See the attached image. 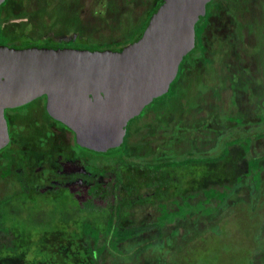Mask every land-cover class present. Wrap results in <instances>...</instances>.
I'll list each match as a JSON object with an SVG mask.
<instances>
[{"label":"rangeland","instance_id":"rangeland-1","mask_svg":"<svg viewBox=\"0 0 264 264\" xmlns=\"http://www.w3.org/2000/svg\"><path fill=\"white\" fill-rule=\"evenodd\" d=\"M158 1L110 0L108 7L106 0H6L0 44L89 49L121 47L128 39L129 45ZM215 7L197 28L200 40L182 62L181 78L129 125L122 159L145 164L189 154L210 157L237 139L235 145L224 160L209 164L158 171L121 167L120 229L157 223L165 212H177L178 218L121 244V253L106 250L96 264H264V0H217ZM25 109L17 111L24 117L21 125L35 122L42 111L37 102ZM55 131L59 138L45 135L50 142L37 143L31 154L19 148V157L0 155V264H94L92 252L98 256L84 232L87 226L101 233L108 227L116 180L110 172L122 160L120 153L88 154L92 169L107 173L93 176L100 187L92 197L81 188L77 201L68 194L42 198L24 191L25 183L22 190L15 173L2 176L9 159L30 165L36 180L55 175L52 159L41 153L74 154L72 135ZM37 156L45 164L34 170ZM253 163L258 173L243 179L218 213L189 216L210 189L237 188Z\"/></svg>","mask_w":264,"mask_h":264},{"label":"water","instance_id":"water-1","mask_svg":"<svg viewBox=\"0 0 264 264\" xmlns=\"http://www.w3.org/2000/svg\"><path fill=\"white\" fill-rule=\"evenodd\" d=\"M212 1L163 0L142 36L121 51L0 44V151L11 139L6 110L44 96L49 116L73 131L79 146L121 150L128 124L169 92Z\"/></svg>","mask_w":264,"mask_h":264},{"label":"flooded vegetation","instance_id":"flooded-vegetation-1","mask_svg":"<svg viewBox=\"0 0 264 264\" xmlns=\"http://www.w3.org/2000/svg\"><path fill=\"white\" fill-rule=\"evenodd\" d=\"M209 17H210L209 11L207 10V14L205 18L203 19L204 21L198 24V26L196 27L197 40L198 39L200 40L198 36L197 28H199L200 26H203L206 20L209 19ZM61 48H71V47L69 46L59 47V49ZM72 48L82 49L79 47H72ZM188 57L184 59L185 63ZM192 64H194V58H193ZM182 65L180 67H182ZM179 77L181 78L180 73H178V78ZM178 78L175 81H178ZM167 95L168 93L164 96V98H161V99H165ZM34 102H37L38 104H40V108H42L41 109L42 111H40V113L41 115H43L44 120H42L40 118L41 115H39L36 117L37 120L35 122L33 118L29 125H21V122L24 120V117H22L17 111L27 110L25 108L31 106ZM155 102L157 103L158 100L154 101L153 103ZM46 104H47V97L44 96V97L38 98L37 100L33 101L30 105L26 106L25 108L23 107L20 109L6 110V118L9 124V133H10L11 139H10L9 144L5 148V151H6L5 154H7V157L10 156L11 158L19 157L20 155L16 152L19 148L23 152H28L29 149L37 145V143L43 146L44 144L47 145V143L50 141L44 138L45 135H47L48 137H52L55 140L56 138H59L61 136V134L57 133V131L55 130L68 131L69 134L72 135L74 154L68 157L65 154L62 155L58 152H52L50 150L48 151L42 150L44 153H41V155L43 157L51 158L52 159L51 162L53 163L54 167H56L55 175L51 177H47L44 175L42 178L43 180L34 179L35 175L32 173L33 169L31 168L30 165L23 163V161L13 163V161L9 159L8 164L6 165V168H7L6 171L9 173L6 176H9L11 172L15 173L17 181L18 183H20L19 185H20V188H22V190L24 188L23 183H25L24 186L26 187L24 191H28V193L30 192L37 193L42 198L44 197L45 198L47 197L55 198V197L60 196L59 194L63 196L65 194H68L71 197H74L75 200L77 201L78 200L77 197L81 196V191H82L81 188H84L86 194L88 193L92 197L93 195L92 189L94 187L93 172H92L93 166L90 160L91 157L88 154H94V152L79 146L76 141L75 133L71 131L68 127H66L64 124L54 120L51 116H49V114L46 111V108H47ZM9 112H11L12 114ZM129 125L130 123L128 124L127 132H129ZM27 126L29 128H27ZM47 126H50V129ZM60 133H63V132H60ZM66 145H68V141ZM31 153H32V150H30L25 155H28ZM43 157L37 156L36 159H33L34 160L33 163L35 165L34 170H38L42 164L43 165L45 164L43 160H40ZM9 163L11 164L9 165ZM30 183H32V187ZM86 203H87V200L84 203L85 207H89L88 203L87 204Z\"/></svg>","mask_w":264,"mask_h":264},{"label":"trees","instance_id":"trees-1","mask_svg":"<svg viewBox=\"0 0 264 264\" xmlns=\"http://www.w3.org/2000/svg\"><path fill=\"white\" fill-rule=\"evenodd\" d=\"M216 1L217 0H213L207 7V10L209 11V16H213L215 14ZM162 2H163V0L158 1L156 6L153 8L152 12L150 13L149 18L146 20V22H144L142 27L139 29V32L138 33L133 32L131 34V36H129V38L131 37L130 41H129V45H127L128 43H126V42H128V39H127L125 41L124 45L121 47L118 45H116V46L110 45V46H103V47L102 46L101 47H92L89 50H92V51H100V50H107V51L117 50L118 51L119 50V51H121L127 47H130L133 42H135L138 38H140L142 36L149 20L152 18V16H154V13L160 7ZM212 4H214V5H212ZM109 5H110V0H106L105 6L109 7ZM5 6H6V2L1 6L0 9L5 8ZM230 34H231L230 35V37H231L233 34L232 33H230ZM226 37L229 38L228 36H225L224 39H226ZM30 47H43L46 49H50V48L59 49V47L38 46V45H31V44H28L24 47H18V48H30ZM82 49L87 50L85 48H82ZM190 55H193L192 52L189 54V56ZM158 102H160L159 99H158ZM131 123H132V121L130 122V124ZM127 138L128 137L125 138L124 147L119 151H116L114 153H109V154L94 152V154L106 156V157H111L113 155L115 156V155L120 153L119 155H121L120 158L122 159L123 152L126 150L125 143H126ZM235 141H231V142L226 143L220 154H217L215 156H210V157L194 156L193 154H189L188 156H186L182 159H178V160H167V161H160L157 163H145V164L133 162L131 160L129 161L128 159L126 161L124 158L121 160L119 158L121 161H119L117 164H115L116 169H114V170L116 172L114 173V170L112 172H110L111 175H114L116 177V180H115V183L113 185V189L111 191L115 198H114V203L112 204V206L110 208V218H109L108 227L104 233H101L99 231L94 230L95 228H93L92 226H87L86 230L84 232L87 237H90L91 239H93L95 247H97L96 252H98V256H96L95 252H92V256H94L93 259H95L94 264H96L99 261V257H102L103 253L106 250L112 248V250H115V251L119 250L120 251L119 246L121 244H123L129 240L135 239V238L139 237L140 235H142V234L148 232L149 230H152L158 226H165L166 224H173L178 218L177 212H174V213L173 212H168V213L165 212V215L161 216L157 223L155 222V223L148 224L145 226L134 227V228L125 229V230L120 229L117 220H118V216H119V212H120V210H119L120 204L122 202V199L118 194V193H120V188L122 185L121 167H132V168L141 167V168L150 169L153 171H158V170H161L163 168H180V167H186V166H191V165L209 164V163L219 162V161L224 160L229 155L230 148L235 145L234 144ZM246 145L249 148V144H246ZM5 148L0 151V155L3 152H5ZM106 171L107 170L99 169L98 167L92 169L93 176H99L102 174L105 175L107 173ZM8 173L9 172L4 171L2 173V176L5 177ZM254 173H258V163L250 164V168H249L248 173L245 174L242 178H240L237 181V184H238L237 188L236 187L233 189L226 188L223 191L210 189L208 192L205 193L206 200L200 204L198 209H195V211H192V208L190 206L192 215H189V216L195 217V215H197V213H199V212L202 213V215L205 214V216H209V215H213V214L218 213L220 208L223 207L227 203V201L231 198V196L235 193V191L241 186L242 180L245 178L251 177V176H255ZM257 177H259V176H257ZM98 181L100 182L99 179H98ZM255 182L257 183L256 178H254V180H253L254 184H255ZM93 183H94V187L92 190L94 192V190H96V188H98L100 186L96 182V180H94V178H93ZM260 184H258V187L260 186ZM258 187L255 186V190H258ZM213 200H218L220 202V204H218L216 207L211 206L210 204ZM187 216L188 215L186 214L183 216V218L187 219L188 218ZM100 242H103V244L100 245ZM147 248L148 247H144L142 250L141 249L138 250L137 254H140V252L144 251V249L146 250ZM120 253H121V251H120Z\"/></svg>","mask_w":264,"mask_h":264}]
</instances>
